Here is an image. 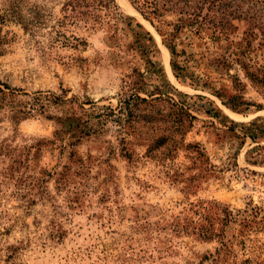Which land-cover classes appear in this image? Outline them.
Segmentation results:
<instances>
[{
	"label": "rangeland",
	"instance_id": "1",
	"mask_svg": "<svg viewBox=\"0 0 264 264\" xmlns=\"http://www.w3.org/2000/svg\"><path fill=\"white\" fill-rule=\"evenodd\" d=\"M71 1L0 0V264H264V0Z\"/></svg>",
	"mask_w": 264,
	"mask_h": 264
},
{
	"label": "trees",
	"instance_id": "2",
	"mask_svg": "<svg viewBox=\"0 0 264 264\" xmlns=\"http://www.w3.org/2000/svg\"><path fill=\"white\" fill-rule=\"evenodd\" d=\"M92 2H97V0H73L71 1V3L75 4V6H70H73L72 11H74V13L77 11V8L87 9L86 12L80 11L79 13H77L83 16H88L90 15V13H93L91 14L93 16L96 13V10H94L96 8L91 9L92 6L90 3ZM98 2L102 10L106 12H110L113 7L119 9L115 0H98ZM130 2L146 20L152 23L153 26L156 22L160 24H162L163 22L169 23L167 25H169V27L171 26L172 32L175 34L186 27L192 28V30L196 31V33L201 32L204 29H208L209 27H212L215 30H224L226 29V27L227 29L228 27H230L229 22L225 21L221 24L223 19L222 15H220V12H222L221 10H223L224 8V0H130ZM167 16L173 17L172 22H167L165 20ZM174 53L176 52L174 51ZM0 92L3 91L0 90ZM41 96L42 94H40V98H38L39 101H42L43 99V97ZM45 98L51 103L55 102L53 98H55V100L62 101V103H65V100L62 97L49 95L45 96ZM130 99L140 100L142 102L147 101L145 98H140L139 96H136L135 99L133 97V94L130 95ZM41 101L38 102L36 106H33V108H31L32 111H44L46 107H48L43 101ZM128 104H131V102H128ZM189 117L191 116L188 109L181 107L180 111L177 113L176 119L174 120V130L172 132L173 134L168 137L171 140L173 146H176L177 143L175 138L176 135L186 134L187 129L185 130V126L186 121ZM70 119L73 120V118ZM74 121L75 120H73V122ZM166 138L167 137H165L164 140H166Z\"/></svg>",
	"mask_w": 264,
	"mask_h": 264
}]
</instances>
